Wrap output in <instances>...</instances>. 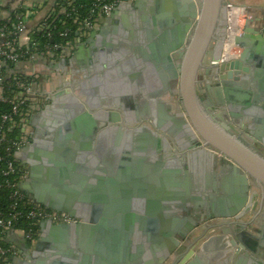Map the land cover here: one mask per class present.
Returning a JSON list of instances; mask_svg holds the SVG:
<instances>
[{"label":"water","instance_id":"95a60500","mask_svg":"<svg viewBox=\"0 0 264 264\" xmlns=\"http://www.w3.org/2000/svg\"><path fill=\"white\" fill-rule=\"evenodd\" d=\"M227 1L123 2L71 58L36 67L48 103L17 155L22 189L75 220L43 222L34 245L12 231L14 264H264V35L248 23L219 62Z\"/></svg>","mask_w":264,"mask_h":264},{"label":"built area","instance_id":"2783aa9c","mask_svg":"<svg viewBox=\"0 0 264 264\" xmlns=\"http://www.w3.org/2000/svg\"><path fill=\"white\" fill-rule=\"evenodd\" d=\"M134 1L42 0L31 4L20 0L14 7L4 10L6 14L0 22V103L10 105V109L0 113V204L7 198V206L0 207V264H11L23 257V251L7 241L12 231L23 234L34 245L43 222L59 224L75 220L68 213L35 203L22 189V183L29 175V166L23 165L17 155L31 142L32 116L48 103L45 95L49 93L46 83L50 78L36 72V67L70 58L121 3ZM34 21L35 26L29 28ZM67 21L71 27L59 28L58 23L64 25ZM253 21L264 35V16L255 14L247 6L227 1L218 32V37L223 40L219 62L240 55L242 49L235 43V37ZM35 30L46 31L48 38H52L55 32L69 39L75 32L76 37L67 45H42L33 36ZM230 44L234 46L228 51ZM236 48L239 52L235 54ZM226 54L231 55L229 59L224 58ZM23 221H28L29 225L21 226Z\"/></svg>","mask_w":264,"mask_h":264},{"label":"crops","instance_id":"0c3cea01","mask_svg":"<svg viewBox=\"0 0 264 264\" xmlns=\"http://www.w3.org/2000/svg\"><path fill=\"white\" fill-rule=\"evenodd\" d=\"M19 1L20 0H0V22L3 20L5 14H6L4 10L14 7L15 5H17V3ZM25 1L27 3L32 4V3L39 2L42 0H25ZM231 1L235 2L236 0H231ZM249 8L255 14L264 16V0H256V3L253 6H250ZM103 23H102V25H103ZM102 25L96 31H99L102 28ZM34 26H35V21L28 25L29 28H32ZM253 26H255V22L253 23ZM90 36L86 40H88L90 38ZM219 159L220 160L218 161V164H217L216 169H215L217 174H218V180L224 184H226V182L229 184H232L233 172L227 168V165L231 162V160H229L227 158H223L222 156H220ZM232 187H233V185H232ZM221 195H224V194L221 193ZM260 207L261 208H259L258 211L264 209V202H262ZM259 219H261V221H260L259 226L257 225L258 230H259L260 235L264 236V219L260 215H259ZM11 264H14V260Z\"/></svg>","mask_w":264,"mask_h":264},{"label":"trees","instance_id":"16d2710c","mask_svg":"<svg viewBox=\"0 0 264 264\" xmlns=\"http://www.w3.org/2000/svg\"><path fill=\"white\" fill-rule=\"evenodd\" d=\"M4 22L5 21H3L2 23L4 24ZM58 24L60 25L59 28L71 27V23L68 22V21L64 25H62L60 23H58ZM55 33L56 34L52 38H48L46 31H37V30H35V32L33 33V36H34V38L37 41L41 42L42 45H45L47 43H51V44H53V43H60L62 45H67V42L69 40L74 39L76 37V33L75 32L71 33L70 39L69 38L61 37L57 32H55ZM73 50L75 51L76 48L73 49ZM59 53H61V52L59 51ZM72 55H73V53H72ZM9 109H10V105H8L6 103H0V113L3 112V111H7ZM6 201H7V198H4V202L0 204V207H2V208L6 207L7 206L6 205ZM28 225H29V222L28 221H23V223H21V226H23V227H27Z\"/></svg>","mask_w":264,"mask_h":264},{"label":"flooded vegetation","instance_id":"af4514ba","mask_svg":"<svg viewBox=\"0 0 264 264\" xmlns=\"http://www.w3.org/2000/svg\"><path fill=\"white\" fill-rule=\"evenodd\" d=\"M86 41V40H85ZM85 41L83 42V43H85ZM81 45V44H80ZM79 48V47H78ZM78 50V49H77ZM77 50L73 53V55H75V53L77 52ZM72 55V56H73ZM71 56V57H72ZM70 57V58H71ZM78 62H79V60H77V61H73L72 60V62H71V64L69 65V66H66L65 67V71H66V74L69 76V77H72V79H74V80H77L78 79ZM81 63V62H80ZM47 102H48V100H47ZM214 220H216V218H211L209 221H208V223H210V222H213ZM256 221L260 224V221H259V219H258V217H256ZM208 223H206V224H208Z\"/></svg>","mask_w":264,"mask_h":264},{"label":"rangeland","instance_id":"374dc122","mask_svg":"<svg viewBox=\"0 0 264 264\" xmlns=\"http://www.w3.org/2000/svg\"><path fill=\"white\" fill-rule=\"evenodd\" d=\"M235 3H237L240 6L250 7L256 3V0H236ZM238 50H239V48H236L234 53L235 54H236V52L238 53L239 52ZM62 71H63V69H62ZM53 72H55V71H53ZM56 78H58V76Z\"/></svg>","mask_w":264,"mask_h":264},{"label":"bare ground","instance_id":"6f19581e","mask_svg":"<svg viewBox=\"0 0 264 264\" xmlns=\"http://www.w3.org/2000/svg\"><path fill=\"white\" fill-rule=\"evenodd\" d=\"M237 20V17H235V21ZM253 23H254V21L252 22V24H250L251 26H253ZM255 27V26H254ZM234 45L233 44H230L229 46H228V51H230L231 50V48L233 47ZM229 56H231L230 54H226L225 56H224V58H227V59H229ZM257 206H254V210L256 211V212H258V210H259V208H260V206H261V204H260V200L259 199H257ZM258 219H259V216H258ZM259 221H261V219H259Z\"/></svg>","mask_w":264,"mask_h":264}]
</instances>
